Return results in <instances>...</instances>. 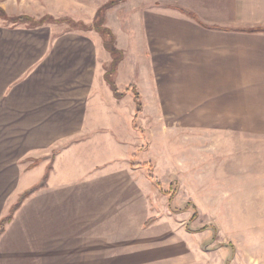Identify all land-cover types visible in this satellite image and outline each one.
Listing matches in <instances>:
<instances>
[{"label": "rangeland", "instance_id": "1", "mask_svg": "<svg viewBox=\"0 0 264 264\" xmlns=\"http://www.w3.org/2000/svg\"><path fill=\"white\" fill-rule=\"evenodd\" d=\"M107 1L0 0V6L11 16L25 14L40 19L52 15L92 24L97 10ZM170 1L125 0L105 14V26L112 29L117 47L124 51L116 83L121 90L137 84L144 97L137 124L145 135L130 122L122 138L127 139L122 141L123 154L137 150L138 163L153 162L163 189L173 193L174 208L190 204L188 210L173 213L169 196L153 187L154 196L170 217L194 228L209 226L197 235L202 254L213 250L218 261L226 253L237 259L235 264H264V135L242 133L241 128L213 122L199 127L195 119L183 116L181 107H191L198 99L211 105L215 93L208 75L194 79L191 63L186 64L185 55L180 53L186 50L182 40L176 36L166 39L181 15L178 9L164 6L176 4ZM111 61L102 36L94 29L73 28L67 22L28 27L25 22L0 18V74L8 71L19 83L0 95V100L13 98L17 105L2 112L16 116L0 117V212L41 179L29 184L34 174L20 175L22 150L25 154L31 151L34 136L44 148L65 139L63 126L58 127L64 121L75 133L65 137L78 136L86 125L97 126L100 119L93 117L82 123L76 115L82 111L93 116L99 113L97 103L103 105L97 101L99 96L110 106L119 104L130 121L128 115L135 111L132 97L127 93L116 103L103 78V64L106 69ZM22 86L25 88L20 91ZM61 112L69 118L59 117ZM238 121L230 119L234 126ZM126 125L123 122L124 129ZM100 136L94 135L78 147L82 156L93 150L99 155L103 150ZM128 140L133 147L126 145ZM81 155L72 154L75 159ZM34 173L43 174L38 170ZM138 173H145L144 167ZM16 200L7 207V214Z\"/></svg>", "mask_w": 264, "mask_h": 264}, {"label": "crops", "instance_id": "2", "mask_svg": "<svg viewBox=\"0 0 264 264\" xmlns=\"http://www.w3.org/2000/svg\"><path fill=\"white\" fill-rule=\"evenodd\" d=\"M170 2L176 4L164 6L192 11L205 24L231 29L207 28L178 9L181 12L178 25L167 31L166 39L176 36L182 40L186 50L180 53L185 55L186 64L191 63L194 79L208 75L215 93L211 105L206 106L205 99H198L191 107H181L183 116L195 119L199 127L213 122L241 128L238 130L242 133L264 135V30L248 31L264 28V0ZM103 69L106 81L104 64ZM119 72L120 69L117 78ZM17 82L8 71L6 75L0 74V87L5 86L0 95L19 85ZM22 87L20 91L25 88ZM128 94L134 101L132 94ZM100 97L97 101L103 105L97 103L99 113L93 116L82 111L76 115L82 118V123L93 117L100 119L97 126L86 125L78 136L65 137L75 133L64 121L58 126H63L64 140L58 137V143L41 148L40 140L34 136L31 151L25 154L23 148L20 175L32 172L29 184L42 179L51 162L47 158L33 167L35 159L52 155L55 159L48 185L24 201L0 235V264H235L237 259L227 257L226 253L219 261L213 250L202 254L201 241L197 239L202 232L197 231L200 227L178 222L163 211L154 196L156 187L148 177V169L144 168L141 175L139 168L132 166V156L137 150L123 154L122 141L127 139L122 138L128 133L130 122L133 123L135 101V111L128 115L127 122L126 112L119 104L115 108ZM111 97L116 103L125 98L117 99L113 93ZM3 100L0 117L16 116L2 113L14 109L16 100ZM32 102L35 104L34 99ZM62 113L58 116L69 118ZM233 117L239 119L235 126L230 122ZM123 122L128 125L125 129ZM97 134H101L99 145L103 150L99 155L93 150L82 156L78 147ZM124 142L133 147L131 140ZM73 153L81 157L75 159ZM36 170L43 174L36 176ZM17 195L13 201L18 199ZM13 201L0 212V219Z\"/></svg>", "mask_w": 264, "mask_h": 264}, {"label": "trees", "instance_id": "3", "mask_svg": "<svg viewBox=\"0 0 264 264\" xmlns=\"http://www.w3.org/2000/svg\"><path fill=\"white\" fill-rule=\"evenodd\" d=\"M124 1L125 0H108L102 7H100L97 10L96 15H95V19L92 22V24H86L82 21H75L74 19L68 18V17L55 18L52 15H45V16L41 17L40 19H36V18H33L32 16L25 15V14L11 16L6 11V9L2 6H0V18L5 19L7 21L9 20L10 22H14V23L25 22L26 24H28V27H36L38 25L44 24L45 22H48V23L49 22H54V23L67 22L73 28L75 27V28L84 29V30L94 29L95 31H97L103 38V43H104L106 50H108L112 55V61H111L110 65L106 67L105 78H106L108 84L110 85V87L112 88L114 96L117 99L124 98L127 93L132 94L134 101L136 103V114H135V117L133 119V124L135 125V128L142 129L137 124L138 116L143 111L142 93L140 92L137 84H134V83L130 84V85L126 86L123 90H121L119 88L118 84L116 83V75H117L119 64L124 59V51L117 47L116 35L112 31V29L105 26L106 11L109 8H112V7L116 6L117 4H120ZM166 7L179 9L180 11L184 12L189 17L198 21L199 23H201L203 26H205L207 28L215 29V30H221V31L231 30L230 28H224V27H220V26L205 24L200 20L199 16L192 11L184 10L182 8L172 6V5H169ZM261 30H264V28H251L248 31H251V32L256 31L257 32V31H261ZM142 132H144V135H145V131L143 129H142ZM137 154H138V151L136 153H134L132 156V166L134 168H140V167L148 168V177L152 180V182L154 183L155 186H157L162 192L166 193L169 196L170 210L173 213H181V212L188 210V208L190 206L189 203L186 206H184L183 208L176 209L173 207V205H172V203L174 201L173 193L170 190L165 191L163 189L161 181L154 174L153 162L149 161V162H145V163H138L136 161ZM47 158H50L51 162L47 166L46 172L43 175L42 179L40 181L34 183L33 185H31L27 189H25L19 195L17 201L10 207L8 214L1 217V219H0V235H2L5 232L7 223H9L13 220L16 211L22 206L24 201L28 197H30L33 193H35L36 191H38V190H40V189H42L48 185V179H49L51 170L53 169L55 155H52L50 157L45 156V157L37 158L34 160V162L31 166H33V167L38 166L42 161L46 160ZM194 218H196L195 214L193 215V219ZM153 220H154V218L150 219L148 221V223H150ZM208 227L209 226L201 227L197 231H204Z\"/></svg>", "mask_w": 264, "mask_h": 264}]
</instances>
